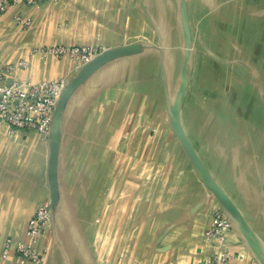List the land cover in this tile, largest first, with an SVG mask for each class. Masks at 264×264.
<instances>
[{"label": "crops", "instance_id": "1", "mask_svg": "<svg viewBox=\"0 0 264 264\" xmlns=\"http://www.w3.org/2000/svg\"><path fill=\"white\" fill-rule=\"evenodd\" d=\"M49 44L128 50L64 102L42 264H207L216 248L202 231L219 203L169 125L175 97L187 139L264 250V0L10 4L0 13V69L23 65L0 83L72 76L71 58L41 56ZM48 158L49 136L0 122V264H19L27 218L51 201ZM229 220L227 264H261Z\"/></svg>", "mask_w": 264, "mask_h": 264}, {"label": "built area", "instance_id": "2", "mask_svg": "<svg viewBox=\"0 0 264 264\" xmlns=\"http://www.w3.org/2000/svg\"><path fill=\"white\" fill-rule=\"evenodd\" d=\"M40 1L42 0H0V13L10 4L17 2L35 4ZM14 19L20 20L18 15H15ZM99 50V46L95 44H49L39 48L41 56L51 54L71 58L73 60L72 69L75 71ZM19 64L23 65V62L6 64L0 69V79L5 71H12ZM65 80L60 77L22 83L11 77L6 78L4 82L0 83V122H5L9 129H33L40 137L46 138L53 108ZM50 212L49 200H41L27 218L24 228L25 239L16 240L14 244L19 264H42V255L37 248V241L44 232ZM230 226L229 217L223 209L220 206L213 207L210 225L202 231L203 239L208 242L213 240V246L216 248L206 260L207 264H227L230 251L225 246V242ZM10 245V238H5L2 249L3 256Z\"/></svg>", "mask_w": 264, "mask_h": 264}, {"label": "water", "instance_id": "3", "mask_svg": "<svg viewBox=\"0 0 264 264\" xmlns=\"http://www.w3.org/2000/svg\"><path fill=\"white\" fill-rule=\"evenodd\" d=\"M182 7V16H183V30L186 33V24L184 19V5ZM188 47V45L186 46ZM128 50L126 46H119L101 50L94 54L89 60L84 62L79 66L76 72L67 78L58 94L57 100L55 102L49 131L47 136H49V158H48V172H49V185L51 190V201L50 208L52 210V204L55 199V177H54V167H55V155H56V138L58 131V122L61 115V111L64 105L65 100L67 99L71 90L81 82L96 66H98L104 60L121 53H124ZM183 71V70H182ZM183 80L179 83V88H182ZM169 125L177 138L179 139L183 150L185 151L187 157L192 163L193 167L197 171L199 177L205 186L211 191L213 196L219 203V206L227 214L229 218H232L236 225H238L241 230L243 237L247 245L252 249L254 254L258 257L261 264H264V250L257 238L251 232L249 226L246 224L245 220L239 213L238 209L232 203L228 195L222 190V188L215 182V180L210 176L206 170L204 164L197 156L192 145L187 139L185 133L183 132L180 122H179V111H178V98L175 97L172 106L168 112Z\"/></svg>", "mask_w": 264, "mask_h": 264}]
</instances>
